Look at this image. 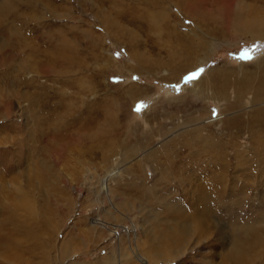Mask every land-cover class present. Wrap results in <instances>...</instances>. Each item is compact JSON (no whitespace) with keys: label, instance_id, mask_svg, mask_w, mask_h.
Masks as SVG:
<instances>
[{"label":"rangeland","instance_id":"374dc122","mask_svg":"<svg viewBox=\"0 0 264 264\" xmlns=\"http://www.w3.org/2000/svg\"><path fill=\"white\" fill-rule=\"evenodd\" d=\"M80 1H70V20L64 23L70 64L54 70L41 65L48 56L58 57L51 47L48 49L57 36L50 38L49 34L63 22L51 21L42 11L25 6L18 8L17 22L6 19L7 26L13 27V39L0 48V57L12 58L7 66H0V264H25L15 263L14 256L34 264H108L107 259L117 264H168L170 257L162 256L152 240L178 228H195L192 217L199 204L187 190L192 181L189 186L185 181L198 179L207 184L208 178H200L202 170H214L204 166L210 160L205 152L195 155L201 170L193 162L180 169L176 159L175 164L165 160L163 144L192 127L185 124L186 117L190 116L192 123L193 116L195 122L203 121L206 131L217 135L215 148L225 147L222 153L230 162L227 184L236 182V151L243 152L250 164H242V172L239 167L240 177H246L249 169L254 184L264 181L255 174L263 167L253 158L251 148L256 145L257 127L250 130L248 126L252 119L249 112L254 108L247 101L249 96L238 105L231 90L228 101L195 100L185 91L212 69L227 67L239 79L244 73L252 75L254 83L264 76V38L251 40L232 31L222 37L216 34L233 10L242 22H263L257 35H264V0H229V5L224 0L209 12V17L218 19L209 26H199L188 17L182 19L175 0ZM79 6L83 10L80 21ZM129 13L143 20L149 15L156 17L159 35L156 37L155 31L149 35L143 22L125 16ZM136 35L137 49L129 46L135 43ZM193 35L201 39L196 55L178 67H165L169 56L185 48V37ZM204 53L206 59L199 64L197 60L203 59ZM131 83L139 84L133 95L126 91ZM40 99H49V108L55 109L51 130L46 122L36 120L47 106L39 102L38 107ZM66 104L69 106L63 110ZM115 106L120 107L118 115ZM95 110L99 114L94 116L91 111ZM106 110L113 113L110 120L104 117ZM220 113L221 119L216 120ZM43 116L49 120L48 113L43 112ZM231 119L235 123L226 124ZM111 120L120 130L118 139L108 147L112 151L106 152L103 137L98 141L88 137L98 131L97 123L103 127ZM148 123L156 133L146 130ZM129 126L137 127L140 140L134 139L136 132ZM261 136L263 139L264 134ZM154 151L156 154L148 158L147 153ZM187 153L180 152V157H189ZM164 173L169 176L165 181L160 178ZM198 182L194 181L193 189L194 184L202 185ZM258 191L252 189L254 195L246 196L245 202L238 199L237 203L241 200L245 205L241 202L231 215L224 213L225 219L220 202L210 224L198 231L203 232L199 241L195 234L187 237L185 251L170 264H234L235 250L242 253L244 264H264V193ZM250 239L256 245L247 246ZM9 248L8 262L3 253Z\"/></svg>","mask_w":264,"mask_h":264},{"label":"bare ground","instance_id":"6f19581e","mask_svg":"<svg viewBox=\"0 0 264 264\" xmlns=\"http://www.w3.org/2000/svg\"><path fill=\"white\" fill-rule=\"evenodd\" d=\"M53 1L52 0H0V23L1 24L3 23L2 26H4V28H1V26H0V36L3 35V39H4L2 42L0 41V48H5V43L7 41L11 42V40L13 39V36L10 34V32L13 30V27H11L10 25L7 26L8 24H6V19L10 18V20L12 19V21L17 22V20H18V8L25 6L26 9L31 10V11H36L38 13L40 11H42V15H44V16L48 15L49 18L51 19V21L56 22L59 20L58 22H63L62 25L57 24L58 27H60L61 29L59 28L57 31H51L49 34L50 38H52L53 35L57 36V38L52 41L54 43L51 42L50 45L48 43V49L51 47L50 50L52 52H54L55 54H57L58 57L48 56L47 59L45 60V62H43V64L41 66H44L47 69H53L54 70V68H56L58 66L59 67H61V66L65 67L68 64H70L71 49H70V45H69V40L66 39L65 34H64V32H65V24L64 23H65V20L70 18V12H71L70 1L71 0H59L60 3H57L56 0H55L56 2L55 1L53 2ZM175 1L179 4L178 7L175 6L177 9V12L178 13L181 12V15L179 14V16L182 17V15H183L184 17L182 19H184V18L187 19L186 17H188V18H190L189 21L195 20L199 26H209L210 24L216 23L218 20L217 17L215 15H213L212 17H209V16H211V13H209V12L212 10V8L219 6V5L224 3V0H175ZM80 3H85V0H81ZM214 5H216V6H214ZM228 5H229V0H228ZM80 6L78 7V17H77L78 21H80L81 18H83L82 17L83 10H80ZM231 11H232V16L231 17L227 16V20L225 19V23H221V28H220L221 30L219 32L218 31L216 32L217 35L222 37L223 34L229 33L232 31L233 33H236V34H239L242 36H248V38L251 40L257 39V38H264V35H257L258 33H260V27L262 26L263 22L255 21V20L251 21V22L249 20H248L249 22H246V21L242 22L240 20L238 12L236 13L233 10H231ZM125 16L129 17L133 21H137V22L140 21V23L143 22L144 28L148 31V34L155 31V36L157 37L159 35V32L157 31V29L159 28L160 25H158L156 23V17L149 15L146 19L143 20V17L138 18L136 14H132V13L125 14ZM198 36H202V34L198 33ZM212 36H214V33ZM137 37L138 36L136 35L133 39L135 43H129L130 47H133V48L136 47V49L139 47V45L137 43ZM185 39H186L185 45H184L185 48L181 49L178 53L175 54V56H169V58L167 57L168 60L164 63L165 67H169V68H171L172 66H173V68L178 67V65L181 63V61L183 62L186 60H191L193 55H196L195 52H197L196 51L197 46L199 47L201 45L200 44L201 43L200 37L197 38V35H193V36L189 37L188 39L185 37ZM56 40H58V42L55 43ZM193 40L195 42H193ZM9 56L11 57V54H9ZM206 56L207 55L205 54L203 56L204 57L203 59L197 60L199 62V64L203 63V61L206 59L205 58ZM11 59L12 58L0 57V66H2V65L7 66L6 62L10 61ZM195 67L196 66H194V68ZM238 75L239 74L237 73V76ZM252 80H253V76L251 75L250 77H247V76H245V73H244V75L241 76V79H239L235 76L234 73L231 72L230 69H228L227 67L226 68L224 67V68L212 69L210 71H207L204 76H201L193 84L192 88L187 89L185 91L192 93V98H194L195 100L196 99L203 100L204 98H206V99L211 98L212 100L217 99L218 101H228V96H229L228 92L231 90L233 92V94L235 95V102L237 101L236 103L238 105L240 103H244L243 101H245L246 96H249V98L247 97L248 98L247 101H249V103L252 105V108L253 107L254 108L249 112L252 119L250 118L251 121H250V124L248 126L250 127V130H252L253 127H257V128H254V131H257V132H255L256 141H254V143L256 145L251 147L253 150V155H254L253 158L259 159V163L262 165L261 167L264 168V158H263V156H264V138L262 139V136H261L262 134H264V123H263V121H264V118H263L264 107L260 106V105H262V106L264 105V104H262V101L264 100V76L261 77V79L258 82L254 83V81H252ZM138 88H139V84L131 83L126 91H128V90L131 91L132 95H133V93H135ZM209 92L212 93L211 97H208ZM130 95L131 94H129V97H130ZM126 96H128V95H126ZM39 102L45 103V104L47 103V106H44V108L41 107L42 109L39 111L40 115L38 116L39 119H38V117H37V119L36 118L35 119L38 120L40 123L46 122L49 125V128L51 130V124L53 123V126L55 125V123L53 122V120L55 119V114H53V113H55L54 112L55 109L53 107H52L53 109L49 108V106H48L49 99H48V102H47V100H41V99L38 100V107H39ZM195 102H197V101H195ZM235 102H233V103H235ZM30 104H32V103H30ZM33 104L36 106V102L33 101ZM242 105H244V104H242ZM67 106H69V105L66 104L64 106L65 108L63 110L67 109ZM188 106H190V105H188ZM256 106H258V107H256ZM30 107H32V106H30ZM119 108L117 109V107L115 106L116 115L119 114ZM228 109H229V107H228ZM90 110H92L91 107H90ZM36 112H37V110H36ZM43 112L46 114L47 113L49 114V117H47V118H49V120H47L44 117L45 114L43 116ZM91 113H93L94 116L96 115L95 113L99 114V112L96 110L91 111ZM31 114H33V112ZM36 114L37 113H35L34 115H36ZM103 114H104V117L108 120H110L112 118V115H113L112 112L107 111V110L104 111ZM145 114L147 115V112L143 114V116L146 117ZM220 115H221V113L219 114V116L217 117L216 120L221 119V118H219V117H222ZM237 118H235V119H237ZM235 119H233V120L231 119L230 122H228L229 121L228 120L226 124L235 123V121H236ZM117 120H118V118H116V121ZM94 122L95 121L92 122V125L94 124ZM193 122L194 123H192V119L190 116L186 117V123L185 124L190 123L191 125H189V126H192L191 129L186 128V130H184L183 133H181L179 131L180 132L179 134H177V135L173 134L174 136L172 135L173 137L170 136V138L168 139L167 145H166L165 141H164L165 143L163 142L164 146L162 148L164 149L163 152H164L165 160L168 161L169 163L173 164L175 159H176V163L179 165L180 169H183L184 165H186V167H188L187 162H193V163L198 164L197 170H199V169L201 170L202 164L200 163V160L196 158V156H201L200 154L205 152L207 157L210 158V160H208V162H205L204 166H211L212 169H214V170H213V172H209L203 168L202 172H204L203 173L204 176H201L200 178H202V177H206L205 179L208 178V183L205 184L206 183L205 182L202 184L201 182H203L204 180L199 181L202 185L194 184V189L192 188L193 183H194V181L198 182V179H195L193 181L192 179H190L188 177L189 178V179H187L188 181H185V182H187V186H189L190 182L192 181V185H190V188H188L187 190H189V192H190V197H192V195L195 196V198H196L195 202H196V204H197V202L199 204V206H198L199 209H196V211H193L194 216L192 218L195 219V223H196L195 228L193 230H192V228L190 229V228H185V227L178 228L177 230H174V231L172 230L170 232V234H165V233H167V232H165L163 235H160L158 238L156 237L152 240V242L157 243V246H156L157 251L161 252L162 256H169L170 257L169 260L166 262L168 264L172 263L175 258H178V256L181 255L185 251L184 247L188 241L187 237L191 239L193 234H195V236H197V242L199 241V239L202 237L203 232L198 234V231H200L201 228H204L207 225V222L211 221L210 219L213 218L212 217L213 213L215 214V212H218L217 209L219 207L220 202H222V204H220L221 205L220 207L222 208V210H221V208L219 210L223 213L222 216L225 219L227 216L226 215L224 216V213L231 215L232 212L234 211V209H236L242 201H244V202L246 201L245 200L246 196H248V198H249V197H251V195H254L253 192H250V191H252V189H253V191L256 190V192L258 189L259 190L258 192H260L262 195L264 193V181L260 180L261 181L260 183L258 181H256V182H258L257 183L258 185H256V182L254 184L252 182V179H254V178L251 179V177H254V176H250L249 169L247 171L248 174H246L245 176L247 177V175H248V178H250V180H248V178L246 179V177H243L244 174L242 175V177H240L241 176L240 171L242 172V170H243L242 164H244V165L247 164L248 167L250 166L249 161H247L244 158L243 152H240V151H236L234 154V158L237 159V165L235 166V169H234L235 175L237 174V176L234 177L236 179V182L233 184L230 183L231 185L227 184L226 183L227 182L226 177L229 175L228 171H230L229 170L230 162H229V159H227V156L223 155V153H222V151H224L223 149L225 147L222 145H221V147H219V145H218L219 149L215 148L216 143H219L218 142L219 140L218 141L216 140L217 135L216 134L214 135V133L211 134L209 131L207 132L206 129L204 128L203 124H205V123L203 121L201 122L199 120V121L195 122V116H193ZM207 123H212V121H207ZM99 124L97 123V125H96L98 127V131L93 133V134H90L88 139H90V140L97 139V141H98L99 138L103 137L104 138L103 141L105 143L104 148L106 149V152L107 151L111 152L112 151L111 149H113V148L108 149V147H110L113 144V141L117 138V136H119L118 131L120 130V126H118V123H116L115 121H112V120L105 123L103 125V127H99L98 126ZM146 125H148V129H146V130H148L151 134L157 132L156 130H154V127H152L150 125V123H148ZM185 126L186 125H184V127ZM129 127L132 128L131 131L136 132V134L134 135L135 136L134 139H136V141L140 140L141 134H139V132L137 131V127H134V126H129ZM261 127H262V130L259 131V129ZM49 128H47V129H49ZM159 129H161V128H159ZM256 129H258V130H256ZM203 131L205 132V134H203ZM37 133H39V136H41L42 130L40 132H37ZM166 133H169V131ZM166 133H163V135ZM228 136H231V134L227 135V137ZM165 137H166V135H165ZM177 140H179L180 142H178ZM200 142H203V143L201 144ZM227 144H229V143H227ZM170 145H171V147H170ZM195 145H197L198 147L195 148ZM203 147H207V151H204ZM183 149L188 152L187 154L189 155V157H186V155L184 158L180 157V152H184ZM154 154H156V151H154V153L148 152L147 157L150 158ZM259 163H255L258 168H259ZM170 167H172V166H170ZM239 167L241 168L240 171H239ZM263 168L259 169L258 172L255 173V174H257L256 178H258V179L263 178L264 179V169ZM167 173L170 175L169 172H167ZM199 174H200V172H199ZM167 175L165 173H164V175L161 174L160 175L161 180L165 181L167 179L166 177H169ZM184 177H185V175H184ZM240 180H242L243 182L238 184V182ZM105 182L106 181H103V185H104L103 187L106 186ZM166 182H168V181H166ZM230 182H231V180H230ZM250 182L254 188L250 185ZM216 198H219V200L217 201ZM224 199H225V201H224ZM226 199L228 202L226 201ZM238 199H241L242 201L240 200V202L237 203ZM242 204H244V203L242 202ZM23 207L27 208L28 205L23 204ZM200 211H201V213H200ZM235 212H237V211L235 210ZM182 217H183V215H182ZM190 220H193V219H190ZM93 223H95V222H93ZM185 224H186V222H185ZM209 224H210V222H209ZM179 225H180V223H179ZM240 227H242V226H240ZM189 229L192 232L189 231ZM195 231H197V232L195 233ZM247 240H249V239H247ZM252 241H253V239L250 241L251 244H249L247 246L251 247L253 245H256V243L255 242L253 243ZM244 243H246V242L244 241ZM9 246L11 249H14V244H11ZM6 247L4 248V250L6 249ZM10 248H9V250L5 251V253H3V255H4L3 259H6L8 262L11 261L9 259ZM152 252H149L148 254L150 255ZM63 254H66V252H64ZM233 255L235 256V263L234 264H244L243 261H245V260H243L242 253L240 251L235 250L233 252ZM154 256H159V254L154 253ZM12 259L15 263L34 264L30 260L25 261L21 257H17V256H14ZM143 261H144V263L146 262L145 260H143ZM106 262L108 264H117V263H114L113 260H109V259H107Z\"/></svg>","mask_w":264,"mask_h":264},{"label":"snow or ice","instance_id":"6c2138e0","mask_svg":"<svg viewBox=\"0 0 264 264\" xmlns=\"http://www.w3.org/2000/svg\"><path fill=\"white\" fill-rule=\"evenodd\" d=\"M192 78H195V75H193ZM138 110H139V109H138Z\"/></svg>","mask_w":264,"mask_h":264}]
</instances>
